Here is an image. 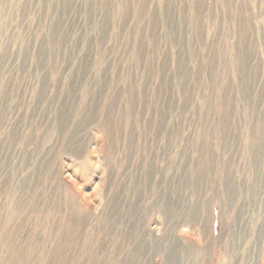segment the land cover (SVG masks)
Listing matches in <instances>:
<instances>
[{"label":"rangeland","instance_id":"1","mask_svg":"<svg viewBox=\"0 0 264 264\" xmlns=\"http://www.w3.org/2000/svg\"><path fill=\"white\" fill-rule=\"evenodd\" d=\"M0 264H264V0H0Z\"/></svg>","mask_w":264,"mask_h":264}]
</instances>
